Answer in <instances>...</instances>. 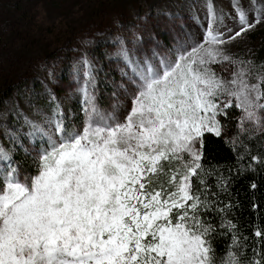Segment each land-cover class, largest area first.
Returning <instances> with one entry per match:
<instances>
[{
  "label": "snow or ice",
  "instance_id": "1",
  "mask_svg": "<svg viewBox=\"0 0 264 264\" xmlns=\"http://www.w3.org/2000/svg\"><path fill=\"white\" fill-rule=\"evenodd\" d=\"M239 18L229 39L264 12L251 22L243 11ZM208 42L223 43L211 32ZM217 57L230 59L201 45L149 66L123 120L90 116L73 133L58 126L60 140L50 142L35 176L9 172L0 182V264H215L211 225L197 214L192 186L196 145L205 131L220 134L221 95L230 98L223 108H240L245 119L260 123L264 110V77L249 83L240 69L219 78L208 66Z\"/></svg>",
  "mask_w": 264,
  "mask_h": 264
},
{
  "label": "rangeland",
  "instance_id": "2",
  "mask_svg": "<svg viewBox=\"0 0 264 264\" xmlns=\"http://www.w3.org/2000/svg\"><path fill=\"white\" fill-rule=\"evenodd\" d=\"M240 11L251 22L264 12V0H0V97L12 92L0 109V182L12 170L29 177L15 156L21 150L40 164L50 142L60 140L58 126L73 133L82 131L90 116L123 120L149 66L159 69L193 48L204 45L230 58L208 65L219 78L231 80L244 69L247 81L256 83L261 76L246 58L249 34L263 27L264 19L229 39L241 26ZM37 14L65 20L64 41L53 51L31 32ZM210 32L223 43H209ZM228 99L218 98L221 109ZM238 111L235 121L225 119L227 111L217 113L228 140L263 130L264 110L257 111L260 123ZM182 156L187 162L188 155ZM182 162L173 164L182 170Z\"/></svg>",
  "mask_w": 264,
  "mask_h": 264
},
{
  "label": "trees",
  "instance_id": "3",
  "mask_svg": "<svg viewBox=\"0 0 264 264\" xmlns=\"http://www.w3.org/2000/svg\"><path fill=\"white\" fill-rule=\"evenodd\" d=\"M36 17L39 21L31 31L34 38L45 40L51 49L60 47L67 33L65 20L52 15ZM25 32L29 33L26 29ZM249 39L246 62L264 77V26L250 33ZM9 96L12 92L0 97V109L9 104ZM224 111L229 121L239 115L235 106L222 108ZM220 125L218 122L219 128ZM24 130L28 131V127L24 126ZM200 153V169L192 178V186L201 201L197 214L202 223L211 225L206 239L214 250L215 264H228L230 259L238 264H264V128L238 136L235 141L222 133L206 131ZM15 163L29 177L38 172L39 164L21 150ZM257 231L261 236H256Z\"/></svg>",
  "mask_w": 264,
  "mask_h": 264
}]
</instances>
